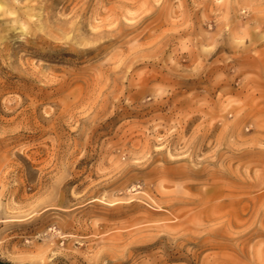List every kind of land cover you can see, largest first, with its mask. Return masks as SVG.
<instances>
[{
	"label": "rangeland",
	"instance_id": "obj_1",
	"mask_svg": "<svg viewBox=\"0 0 264 264\" xmlns=\"http://www.w3.org/2000/svg\"><path fill=\"white\" fill-rule=\"evenodd\" d=\"M0 264H264V0H0Z\"/></svg>",
	"mask_w": 264,
	"mask_h": 264
}]
</instances>
